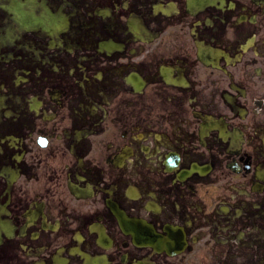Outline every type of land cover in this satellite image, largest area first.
Here are the masks:
<instances>
[{
	"label": "flooded vegetation",
	"instance_id": "obj_1",
	"mask_svg": "<svg viewBox=\"0 0 264 264\" xmlns=\"http://www.w3.org/2000/svg\"><path fill=\"white\" fill-rule=\"evenodd\" d=\"M0 264H264V0H0Z\"/></svg>",
	"mask_w": 264,
	"mask_h": 264
},
{
	"label": "clouds",
	"instance_id": "obj_2",
	"mask_svg": "<svg viewBox=\"0 0 264 264\" xmlns=\"http://www.w3.org/2000/svg\"><path fill=\"white\" fill-rule=\"evenodd\" d=\"M41 139H44V138H40V139H38V140H37V143H40Z\"/></svg>",
	"mask_w": 264,
	"mask_h": 264
}]
</instances>
